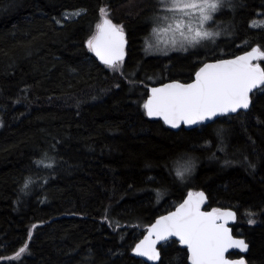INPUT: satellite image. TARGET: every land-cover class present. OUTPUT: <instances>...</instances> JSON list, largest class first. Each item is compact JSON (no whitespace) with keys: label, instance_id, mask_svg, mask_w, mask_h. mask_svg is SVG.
<instances>
[{"label":"trees","instance_id":"16d2710c","mask_svg":"<svg viewBox=\"0 0 264 264\" xmlns=\"http://www.w3.org/2000/svg\"><path fill=\"white\" fill-rule=\"evenodd\" d=\"M157 4L0 0V264H146L131 256L134 245L199 190L207 209L236 211L247 264H264V93L252 95L247 112L192 130H169L143 108L155 82L187 83L204 62L264 50V28L250 26L264 19V0L224 9L227 37L208 54L148 56ZM102 8L124 27L123 74L87 47ZM188 158L192 173L180 180ZM159 249L163 264H188L177 243Z\"/></svg>","mask_w":264,"mask_h":264},{"label":"snow or ice","instance_id":"6c2138e0","mask_svg":"<svg viewBox=\"0 0 264 264\" xmlns=\"http://www.w3.org/2000/svg\"><path fill=\"white\" fill-rule=\"evenodd\" d=\"M224 6L225 0H158L153 32L170 33L173 49L186 52L190 48L204 46L205 41L214 42L219 35L209 31L205 25ZM100 11L102 22L96 25L97 34L87 40V47L105 66L123 74L127 43L124 27L113 23L106 8ZM261 61H264V50L257 46L233 59L203 63L191 83L173 81L153 87L151 95L143 103L145 114L162 120L170 128L179 129L182 124L196 125L217 116L247 110L252 105V95L264 93V66ZM222 132V129L218 130V134ZM46 166L51 167V164ZM193 167L191 158H188L177 167V177L185 180ZM30 182H26L24 187L27 188ZM205 199L203 192H189L176 211L161 216L149 227L148 234L132 249L134 255L163 264L157 245L175 237L172 243L178 241L186 248L190 264H246L243 258L233 260L227 255L230 249L242 252L249 249L248 243L234 238L232 229L227 226L229 220L236 219V214L218 208L202 211ZM248 222L254 224L255 220L249 219ZM27 250L25 244L16 256H22Z\"/></svg>","mask_w":264,"mask_h":264},{"label":"rangeland","instance_id":"374dc122","mask_svg":"<svg viewBox=\"0 0 264 264\" xmlns=\"http://www.w3.org/2000/svg\"><path fill=\"white\" fill-rule=\"evenodd\" d=\"M233 1L234 0H225V6L221 10H219L217 13L214 14V18L212 21H209L205 25V27L209 31L219 33V35L215 38L214 42L213 41H205L204 46H198L195 49L190 48L186 52L181 51V50H177V49H173L171 47V44H170L171 34L170 33H164V32H161L159 34L154 33L153 28L155 27V25L152 22V27L150 29L149 35L146 37V39L144 41L145 54L148 56H153V55L165 56V55H169L171 53L189 55L188 52H194L195 54H201V55L208 54L209 51L213 48V44L218 39H220L221 37H227L228 29L225 28V25L220 22L221 20L219 17H220V15L224 9H230V10L232 9V2ZM80 14H81V11L67 12L62 16V19H63V21L72 20V19H75ZM101 21H102V18H101ZM250 26L254 29L264 28V19L263 18L255 19L254 21H252L250 23ZM149 45H151L152 47H149ZM153 82H155V80ZM258 93H260V92H258Z\"/></svg>","mask_w":264,"mask_h":264},{"label":"water","instance_id":"95a60500","mask_svg":"<svg viewBox=\"0 0 264 264\" xmlns=\"http://www.w3.org/2000/svg\"><path fill=\"white\" fill-rule=\"evenodd\" d=\"M96 34H97V31H96L95 35H96ZM125 39H126V36H125ZM126 41H127V40H126ZM126 48H127V43H126V45H125V55H124V59H125V56H126ZM245 53H246V52H245ZM245 53L239 54V55H237V56L244 55ZM92 54H93V56L95 57V59H96L100 64L104 65V64L99 60V58L95 56V54H94L93 52H92ZM235 57H236V56H235ZM235 57H232V58H223V59H233V58H235ZM219 60H221V59H217V60H214V61H207V62H204V63H215V62H217V61H219ZM202 65H203V64H202ZM202 65H201V66H202ZM104 66H105V65H104ZM201 66H200V67H201ZM198 69H199V68H198ZM198 69H197V70H198ZM197 70H196V71H197ZM194 76H195V73H194ZM194 76H193V80H194ZM193 80H192V82H193ZM170 82H173V81H167V82H164V83H155V84H152L151 86H149V87H148V95H147L145 101H146L147 98L151 95V89H152L153 87H160V86H162L163 84L170 83ZM190 83H191V82H190ZM250 108H251V106H250ZM250 108H249V109H250ZM249 109H247V110H243V109H241V110L238 111L237 113H231V114H228V115L217 116V117L213 118L212 120H208V121H205V122H203V123L196 124V125L188 126V125H184V124H182L181 127H183L185 130L198 129V128L201 127V126H207V125H209V124L215 122V121L218 120V119H221V118H224V117H229V116H235V115H237L239 112H246V111H248ZM144 113H145V110H144ZM145 115H146V114H145ZM146 117H147L149 120H151V121H157V120L161 121V123H162L167 129H169V130H172V131H177V130H178V129L170 128L168 125H165V124L163 123V121L160 120V119H158V118H150V117H148L147 115H146ZM198 192H203V193L205 194V197H206L205 202H204V204L202 205V211H211L212 209H215V208L207 209V205H208V197H207V194H206L204 191H202V190H199V191H197V192H193V193H198ZM187 197H188V194L182 199V201H181L177 206H175V208H174L173 210H171L170 212H168V213H166V214H163V215H161V216H166V215H168L169 213L176 211V209L180 206V204H182V203L184 202V200L187 199ZM217 208H218V209H221V210H230V211H233V212L236 214V219H235V220H229L227 226H228L230 229H232V235L234 236V238H237V239H244V238H242V237H240V236H235V234H234V232H233V226H234V225L236 224V222H237V213H236V211L233 210V209H230V208H221V207H217ZM161 216H159L158 218H156L155 221H154L151 225H153V224L156 222V220L159 219ZM151 225H150V226H151ZM150 226L147 227L145 234L143 235V237H142L140 240H142V239L148 234V229H149ZM173 240H176V238H175V237L170 238L169 241H167V242H163V241H162L160 244L157 245V248L159 249L160 246H162V245H164V244H166V243H168V242H171V241H173ZM244 240H245V239H244ZM245 242H246V241H245ZM137 243H139V241H138ZM137 243H136V244H137ZM176 243L178 244V246H179L181 249H184V250L186 251V253H187V250H186V248H185L184 246L180 245L178 241H177ZM134 246H135V245H134ZM133 248H134V247H133ZM248 251H249V249H248ZM248 251H247V252H242V251H240L239 249H230L229 252L227 253V255H229V254H231V253H237V254L240 255L239 258H230V259L236 260V259H241V258H243V259H245L246 264H247L246 255H247ZM130 254H131L132 257H134V258H136V259H139V260H141L143 263H146V264H157V263H158V261H148L145 257H138V256L134 255L133 251H131ZM187 257H188V253H187ZM187 263L190 264L188 258H187Z\"/></svg>","mask_w":264,"mask_h":264},{"label":"bare ground","instance_id":"6f19581e","mask_svg":"<svg viewBox=\"0 0 264 264\" xmlns=\"http://www.w3.org/2000/svg\"><path fill=\"white\" fill-rule=\"evenodd\" d=\"M101 22H102V21H101ZM125 36H126V35H125ZM249 51H251V50H249ZM246 52H248V51H246ZM91 53H92V52H91ZM243 53H245V52H243ZM240 54H242V53H240ZM234 57H235V56H234ZM230 58H232V57H230ZM211 61H214V60H211ZM202 64H203V63H202ZM202 64H201V65H202ZM201 65H200V66H201ZM200 66H199V67H200ZM199 67H198V68H199ZM193 76H194V75H193ZM192 80H193V79H192ZM192 80H191L190 82H192ZM169 81H176V80H169ZM165 82H167V81H165ZM179 82H180V81H179ZM190 82H187V83H190ZM162 83H164V82H162ZM181 83H183V82H181ZM132 249H133V248H132ZM131 251H132V250H131ZM130 253H131V252H130ZM231 254H234V253H231ZM236 254H237V253H236ZM229 255H230V254H229ZM229 255H228V257H229ZM239 256H240V255H239ZM229 258H230V257H229ZM237 258H239V257H237Z\"/></svg>","mask_w":264,"mask_h":264}]
</instances>
